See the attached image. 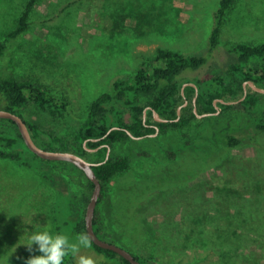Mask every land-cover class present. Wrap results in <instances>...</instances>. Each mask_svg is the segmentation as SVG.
<instances>
[{
	"label": "rangeland",
	"instance_id": "374dc122",
	"mask_svg": "<svg viewBox=\"0 0 264 264\" xmlns=\"http://www.w3.org/2000/svg\"><path fill=\"white\" fill-rule=\"evenodd\" d=\"M125 1L38 0L29 29L10 43L0 69L63 94L71 109L64 119L29 110L31 121L62 135L71 134L85 120L93 99L112 90L115 79L132 75L158 48L207 54L220 0H167L158 24L144 35L133 30L135 20L128 18L118 24ZM26 2L0 0V40L16 25ZM70 2L75 4L56 17ZM152 2L159 0H139L137 4ZM239 42H264V0H239L234 5L219 49L206 67L190 75L207 78L221 72L236 60L230 49ZM260 137L259 145L229 149L211 165L194 160L176 131L116 145V154L132 158V169L108 186L103 213L113 235L104 240L150 264H264V244L262 248L256 242L261 240L256 235H249L240 247L204 240L219 238L211 232L216 230L219 211L231 206L244 214L250 199L257 192L264 194V134ZM169 148L178 150L176 158L167 154ZM149 150L151 156L140 155ZM60 191L74 194L75 204L82 205L87 184L79 176H66L65 180L55 176L50 182L28 166L0 159V264H25L31 256L41 255L37 245L31 253L25 245L28 236L47 223L53 234L75 239L76 221L73 215L67 217V206L59 201ZM201 210L211 215V222L205 219L200 225L197 215ZM222 252L232 256L223 258ZM81 254L93 256L97 264H123L92 246Z\"/></svg>",
	"mask_w": 264,
	"mask_h": 264
},
{
	"label": "trees",
	"instance_id": "16d2710c",
	"mask_svg": "<svg viewBox=\"0 0 264 264\" xmlns=\"http://www.w3.org/2000/svg\"><path fill=\"white\" fill-rule=\"evenodd\" d=\"M138 1H125L118 24L121 25V20L126 21L128 18L135 20L133 30L144 35L158 24L167 0L140 6ZM238 1L220 0L206 55L158 48L154 57L144 60L132 75L115 79L112 90L93 99L85 120L75 132L68 135L45 129L27 117L29 110H37L54 119L66 118L71 109L66 96L40 82L20 78L14 72L0 69V109L22 117L39 147L49 151L72 152L93 163V169L102 184V194L94 217V229L101 239L113 235L103 213L108 186L117 176L132 169V158L127 154H116L114 148L131 141L133 137L130 134L135 138L147 139L156 134L166 135L176 131L184 140L185 149L190 151L194 160L201 159L203 165L221 160L229 149L260 144V136L264 134V93L255 91L249 82L264 89V42L236 43L230 49L236 60L221 72L207 78H193L190 75L206 67L219 49L227 16ZM37 2L27 0L16 25L0 40V61L6 55L10 43L29 29ZM74 4H66L56 17ZM156 114L165 121H158ZM109 148L111 154L106 160ZM166 150L171 158L177 157L178 150ZM140 155L149 157L151 151H144ZM0 159L28 166L50 182H54L55 176L64 180L66 176L84 178L87 191L83 194L82 205L75 204L74 194L65 195L62 191L59 201L66 204L67 217L70 219L73 215L76 221L74 231L78 234L87 233L85 216L95 185L82 169L68 161L40 158L26 145L17 123L5 118H0ZM242 201L245 200L240 198ZM237 205L235 203V207ZM248 205L250 208L244 214L237 213L231 206L230 210L219 211L216 230L211 231L218 234L219 238L205 237L204 240L213 244L219 242L224 247H240L252 234L262 240L256 242L263 248L264 194L257 192ZM197 216L200 225L212 220L211 215L206 216L202 210L201 214L198 211ZM205 219L206 222H203ZM91 246L100 254L119 258L123 264H131L112 250L103 249L93 242ZM131 253L143 264H150L148 259ZM231 256L230 252H222L223 258ZM64 264H75V259L69 255Z\"/></svg>",
	"mask_w": 264,
	"mask_h": 264
},
{
	"label": "water",
	"instance_id": "95a60500",
	"mask_svg": "<svg viewBox=\"0 0 264 264\" xmlns=\"http://www.w3.org/2000/svg\"><path fill=\"white\" fill-rule=\"evenodd\" d=\"M187 85V84H186ZM185 85V86H186ZM249 85L258 92L264 93V89H261L259 87H257L253 82H249ZM230 104H232L233 102H228ZM188 103L186 102L185 105H187ZM181 108H179V115L181 114ZM0 118H5V119H10L12 121H15L19 127V130L25 140L26 145L29 147V149L37 154L40 158L45 159V160H50V161H68L71 162L73 164H75L77 167H79L80 169H82L87 177L94 183L95 188L93 191V194L91 196L90 202L87 206V210H86V216H85V220H86V228H87V234H89L92 238V242L103 248V249H108V250H112L114 252H116L117 254H119L120 256H122L123 258H125L126 260H128L131 264H143L142 262H140L138 259L135 258V256L128 250L110 243L108 241H105L103 239H101L95 232L94 229V217L96 214V209H97V205L100 199V196L102 194V184L100 182V180L98 179L94 169H93V163L87 161L86 159H84L83 157L72 153V152H60V151H49V150H45L41 147H39L36 142L34 141L30 129L27 125V123L23 120L22 117H20L19 115L12 113L10 111H6L4 109H0ZM156 119L160 122H163L165 120H163L159 115L156 114ZM133 138H135L132 134H130ZM111 154V148H109L108 153H107V159H109Z\"/></svg>",
	"mask_w": 264,
	"mask_h": 264
},
{
	"label": "clouds",
	"instance_id": "9594fccd",
	"mask_svg": "<svg viewBox=\"0 0 264 264\" xmlns=\"http://www.w3.org/2000/svg\"><path fill=\"white\" fill-rule=\"evenodd\" d=\"M33 245H37V251L41 255H33L25 261V264H64L65 258L71 255L75 264H97V260L91 255L81 254L82 249H89L92 238L87 233L78 234L74 240L66 234H53L49 224L40 231L32 232L25 245L28 251L33 252Z\"/></svg>",
	"mask_w": 264,
	"mask_h": 264
}]
</instances>
